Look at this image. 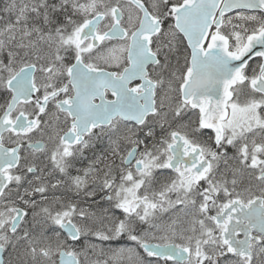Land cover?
<instances>
[{"label": "snow or ice", "instance_id": "snow-or-ice-1", "mask_svg": "<svg viewBox=\"0 0 264 264\" xmlns=\"http://www.w3.org/2000/svg\"><path fill=\"white\" fill-rule=\"evenodd\" d=\"M0 264H264V0H0Z\"/></svg>", "mask_w": 264, "mask_h": 264}]
</instances>
